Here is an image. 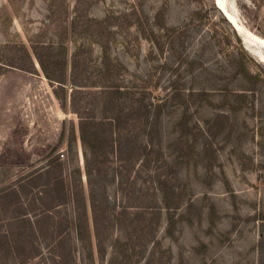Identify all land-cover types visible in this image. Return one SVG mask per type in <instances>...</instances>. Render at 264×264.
Listing matches in <instances>:
<instances>
[{"label": "rangeland", "instance_id": "rangeland-1", "mask_svg": "<svg viewBox=\"0 0 264 264\" xmlns=\"http://www.w3.org/2000/svg\"><path fill=\"white\" fill-rule=\"evenodd\" d=\"M113 82L129 131H92L133 139L84 143L73 97L99 123ZM0 264H264V63L216 0H0Z\"/></svg>", "mask_w": 264, "mask_h": 264}, {"label": "trees", "instance_id": "trees-1", "mask_svg": "<svg viewBox=\"0 0 264 264\" xmlns=\"http://www.w3.org/2000/svg\"><path fill=\"white\" fill-rule=\"evenodd\" d=\"M36 57L38 62L40 63L41 67L44 70V73L46 75V77L51 81V82H55L58 83V89L61 88L62 90H65V85L67 84V80H68V75L67 73H63V75L59 76V77H54L53 71H51L49 65L46 63V61L43 59V56L40 55L39 53L35 52ZM33 61V60H32ZM75 69H77V65L75 64V62L72 61V72ZM70 84L72 85V87H87L86 84H83L79 81H77L75 79V74L71 73L70 74ZM92 86V85H91ZM100 90H97V95L95 98L91 99V101L89 100V102L87 101L86 104L88 105H93L98 103V100L100 101V105L102 108V112L105 113V117L102 121H100L99 123H96L94 121V119L89 116L88 114H90V107L89 109L87 107H85L84 109H79V107H76V103H75V99L73 97V101H72V106L76 109V112L78 113L79 117H80V132H81V139L84 143H91V132H94V136H95V140H101V138H104L107 140V143H109L112 147H114V144H119V147H129L130 143H131V139H133V136H126L127 134H123L124 137H121L120 135L116 138L114 137V135H112V129L110 130L109 136L108 138L103 137L102 134H100L98 131H92L93 126L95 125H100L103 127L104 132L106 131V128L104 127H109L112 125H114L115 127H118V130L120 131H129L127 128V125H124L125 123H127V119H129L128 117L133 116V114H136V110L138 109V107H136V105L134 103H131L130 100L127 99L125 95V91L124 89L118 85V83H109V84H105L103 86L100 87ZM75 91V90H74ZM66 92V90H65ZM55 94L63 100V105L66 106L67 104V96L65 93L64 95H61L59 90L55 91ZM130 101V103L128 102ZM142 107V105H141ZM139 107V109L141 108ZM143 107L146 109L147 111V119L148 122L150 120V116L148 114H150L151 112V108L152 105L151 104H143ZM162 107L161 104H158L156 109H160ZM126 110H131L130 112H126ZM159 113V112H158ZM145 114V113H144ZM115 116V117H114ZM125 116V117H123ZM127 117V118H126ZM149 125L152 126V132L151 133H158L159 130V119L156 118L153 121L149 122ZM149 144H146L145 146H143V149L145 151H147V154H150L151 152H155L156 149L155 148H148Z\"/></svg>", "mask_w": 264, "mask_h": 264}, {"label": "bare ground", "instance_id": "bare-ground-1", "mask_svg": "<svg viewBox=\"0 0 264 264\" xmlns=\"http://www.w3.org/2000/svg\"><path fill=\"white\" fill-rule=\"evenodd\" d=\"M218 2L219 9L224 13L227 17L228 21L233 25L235 30L241 35L244 39L245 44L247 45V49L250 53L256 56L261 62L264 63V55L252 50L251 45L255 41H262L264 37L258 36L249 29H247L243 23L238 19L236 13L231 12L230 9L227 8L225 4V0H216Z\"/></svg>", "mask_w": 264, "mask_h": 264}, {"label": "water", "instance_id": "water-1", "mask_svg": "<svg viewBox=\"0 0 264 264\" xmlns=\"http://www.w3.org/2000/svg\"><path fill=\"white\" fill-rule=\"evenodd\" d=\"M251 46H252V50L264 55V39L262 41L253 42Z\"/></svg>", "mask_w": 264, "mask_h": 264}, {"label": "built area", "instance_id": "built-area-1", "mask_svg": "<svg viewBox=\"0 0 264 264\" xmlns=\"http://www.w3.org/2000/svg\"><path fill=\"white\" fill-rule=\"evenodd\" d=\"M61 157H64V154H63V152L61 153Z\"/></svg>", "mask_w": 264, "mask_h": 264}]
</instances>
